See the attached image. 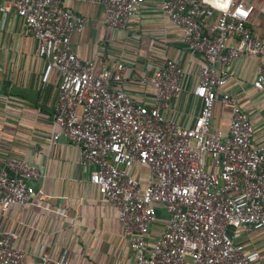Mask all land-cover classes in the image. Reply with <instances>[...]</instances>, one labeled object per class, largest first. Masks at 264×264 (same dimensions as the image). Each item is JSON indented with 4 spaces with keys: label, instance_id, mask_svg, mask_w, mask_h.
<instances>
[{
    "label": "built area",
    "instance_id": "built-area-1",
    "mask_svg": "<svg viewBox=\"0 0 264 264\" xmlns=\"http://www.w3.org/2000/svg\"><path fill=\"white\" fill-rule=\"evenodd\" d=\"M161 16L179 30L184 52L196 55L191 94L199 110L191 125L169 117L187 74L181 50L157 48L143 59L136 84L149 85V99L123 88L126 64L110 65L93 53L81 59L70 36L84 19L62 0H4L0 12L21 21V33L36 42L40 82L57 79L51 142L79 148V164L91 167L88 181L116 211L131 251L127 264H256L258 252L238 240L264 233V144L255 140L249 116L224 88L234 78L233 60H256L250 82L264 105V0H156ZM144 0H100L102 22L132 29ZM264 29V27H263ZM152 43H150L151 45ZM214 102L228 107L225 128L211 125ZM144 167V187L138 183ZM35 165L13 155L0 166V212L24 206L34 196ZM161 207L163 216L157 215ZM160 221V222H159ZM159 222V227H153ZM17 233L0 229V264H22ZM37 264H70L61 253L41 251Z\"/></svg>",
    "mask_w": 264,
    "mask_h": 264
},
{
    "label": "crops",
    "instance_id": "crops-1",
    "mask_svg": "<svg viewBox=\"0 0 264 264\" xmlns=\"http://www.w3.org/2000/svg\"><path fill=\"white\" fill-rule=\"evenodd\" d=\"M62 3L84 19L82 29L70 36L71 50L81 59L98 53L108 65L117 58L123 60L126 68L122 86L137 100H148L151 92L149 85L142 88L136 84L143 59L157 57L156 50L150 49L157 48L165 55L183 51L180 63L187 74L183 90L172 102L168 115L178 124L191 125L200 106L191 94L198 59L182 50L179 30L161 16L156 0H144L140 22L131 27L137 31V38L131 37L130 28L102 22L100 0ZM263 27L262 21L256 25L258 32L264 31ZM42 67L36 42L29 34L21 33L20 19L11 12H0V166L5 157L13 155L35 165L41 174L31 182L35 193L29 204L0 212V229L17 233L16 246L24 253L22 264H37L41 251L53 256L64 253L70 264H127L131 251L121 236L114 206L100 200L96 187L88 181L91 167L79 164L77 146L63 138L51 142L52 106L58 83L52 74L42 84ZM230 70L234 78L223 89L249 116L255 140L264 144V105L250 86L257 62L239 57L232 61ZM216 103L211 125L223 129L229 110ZM156 212L163 216L161 207ZM238 240L258 252L256 264H264L262 230L243 233Z\"/></svg>",
    "mask_w": 264,
    "mask_h": 264
},
{
    "label": "rangeland",
    "instance_id": "rangeland-1",
    "mask_svg": "<svg viewBox=\"0 0 264 264\" xmlns=\"http://www.w3.org/2000/svg\"><path fill=\"white\" fill-rule=\"evenodd\" d=\"M216 104H217L216 102L213 103V108H212L213 111H214V107H215ZM144 171H145V168L144 167H140L139 168L138 183H139V185H140L141 188H143L144 187V184H145V180L143 179Z\"/></svg>",
    "mask_w": 264,
    "mask_h": 264
}]
</instances>
